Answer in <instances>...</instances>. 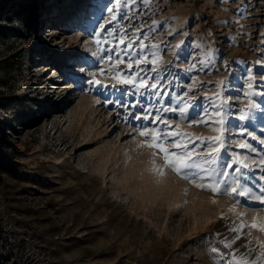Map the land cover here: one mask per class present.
<instances>
[{
  "label": "rangeland",
  "instance_id": "rangeland-1",
  "mask_svg": "<svg viewBox=\"0 0 264 264\" xmlns=\"http://www.w3.org/2000/svg\"><path fill=\"white\" fill-rule=\"evenodd\" d=\"M25 2L0 0V264H264V0H34L37 30Z\"/></svg>",
  "mask_w": 264,
  "mask_h": 264
},
{
  "label": "snow or ice",
  "instance_id": "snow-or-ice-1",
  "mask_svg": "<svg viewBox=\"0 0 264 264\" xmlns=\"http://www.w3.org/2000/svg\"><path fill=\"white\" fill-rule=\"evenodd\" d=\"M97 39L99 40V37ZM145 59H147V57H145ZM148 71L158 72L159 70L157 68L153 67V68H149ZM113 78L115 79V77H113ZM148 79H151V80L155 81L157 79V77L153 76V77H146V78L141 79L142 86L152 87L153 89H157L158 86H157V84L155 82H153L150 85L147 83ZM120 82L121 83H129V84L135 83V81L132 80L131 78H128L126 80H121ZM91 83H92V85L94 87H98V88L109 87L108 85L103 84L99 80H93V81H91ZM112 87H115V85H112ZM250 87H252V85H250ZM216 114L218 116L221 115L219 111H217ZM137 118H139V117H137ZM245 118L246 117H244V116H240L241 120H244ZM140 135L141 136H148V138L151 139V140L163 139L162 136L158 138L157 136L151 135L150 133H146L144 131H141ZM216 142H217V144H219L221 141L219 139H217ZM261 143H264V141H261ZM205 144H207V141L205 142ZM148 146L149 147H155V148L159 149L160 151H162L164 153V157H165V161L166 162H168L169 156L173 157L174 159L170 163H168V166L172 167L176 171V173L178 175L182 176V178H186V179H190V180H195L197 178L195 175H193V176H188L187 175V171L191 168V159H192V157L190 156V153L186 152L185 156L182 158L178 153L169 152L167 149L163 148L160 143H157L155 145L149 144ZM239 146L241 148L249 147L247 144H240ZM177 147H180V145L177 144ZM210 155H211V153H210ZM233 163L240 165L239 167H237L235 169L238 172L241 171L242 168H246L247 167V164H243L239 159L234 160ZM262 163H264V162H262ZM197 186L198 187H202V188L203 187H210L213 192L223 191V192L227 193L229 191V189H230L231 194L236 196V197H247L248 195H250V192L246 188H244L242 186H236V187L229 186V188H225V189H220L219 187L213 186V185H203V184H201V185H197ZM261 202L264 203V197H261ZM244 227H247V225L241 224L239 228L233 229V231H237V232L242 231ZM251 227L259 228L260 226L258 224H256V223H253L251 225ZM261 230H264V229H261ZM236 238L239 239V237H236ZM227 246L230 247L231 245H227ZM213 251H216V250L213 249ZM233 260H235V257H233ZM229 264H232V261H229ZM237 264H246V262L243 259H241L240 261L237 262Z\"/></svg>",
  "mask_w": 264,
  "mask_h": 264
},
{
  "label": "trees",
  "instance_id": "trees-1",
  "mask_svg": "<svg viewBox=\"0 0 264 264\" xmlns=\"http://www.w3.org/2000/svg\"><path fill=\"white\" fill-rule=\"evenodd\" d=\"M27 4H23L19 7L17 12L19 11L22 15V24L26 29H34L37 30L38 27V21L37 17L39 15V10L37 3L32 2V0L29 2H25ZM1 146V144H0ZM15 162L12 160L7 153L1 149L0 147V170L3 172H13L15 169Z\"/></svg>",
  "mask_w": 264,
  "mask_h": 264
},
{
  "label": "bare ground",
  "instance_id": "bare-ground-1",
  "mask_svg": "<svg viewBox=\"0 0 264 264\" xmlns=\"http://www.w3.org/2000/svg\"><path fill=\"white\" fill-rule=\"evenodd\" d=\"M42 83H40V84H37V85H41ZM45 86H47V84L45 83ZM45 89V88H44ZM61 95V94H60ZM62 102H63V100H61L60 99V101L58 100V102H52L50 99L48 100V103L49 104H47L48 106H49V108H48V111L47 112H45V116H50V112H51V110H57V109H59V107L61 106V104H62ZM79 148H82L81 146L80 147H78L76 150H75V152H74V154H76V152H77V150L79 149Z\"/></svg>",
  "mask_w": 264,
  "mask_h": 264
},
{
  "label": "built area",
  "instance_id": "built-area-1",
  "mask_svg": "<svg viewBox=\"0 0 264 264\" xmlns=\"http://www.w3.org/2000/svg\"><path fill=\"white\" fill-rule=\"evenodd\" d=\"M132 264H144V262L142 261V260H134L133 262H132Z\"/></svg>",
  "mask_w": 264,
  "mask_h": 264
}]
</instances>
